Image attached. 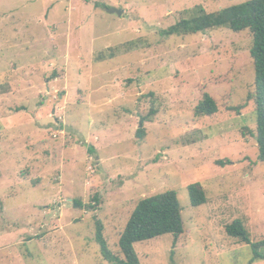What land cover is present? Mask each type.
I'll list each match as a JSON object with an SVG mask.
<instances>
[{
	"label": "rangeland",
	"instance_id": "374dc122",
	"mask_svg": "<svg viewBox=\"0 0 264 264\" xmlns=\"http://www.w3.org/2000/svg\"><path fill=\"white\" fill-rule=\"evenodd\" d=\"M245 1L0 0V264H109L95 221L117 254L136 204L166 190L184 231L135 244L140 264H250L225 227L264 239L251 35L163 33ZM204 94L218 112L195 117Z\"/></svg>",
	"mask_w": 264,
	"mask_h": 264
},
{
	"label": "trees",
	"instance_id": "16d2710c",
	"mask_svg": "<svg viewBox=\"0 0 264 264\" xmlns=\"http://www.w3.org/2000/svg\"><path fill=\"white\" fill-rule=\"evenodd\" d=\"M228 28L233 32L248 31L252 38L250 56L254 67V83L247 93L246 101L253 103L256 115L255 130L250 131L257 144L258 160L264 162V0H247L243 3L227 6L215 12L200 10L198 15L181 19L177 24L163 31L166 35H189L199 32ZM132 46V43L130 44ZM243 107L230 110L237 113ZM218 112L216 101L204 94L194 109L195 117L213 116ZM156 113L153 109L149 116ZM142 119L141 127L137 130L138 139L145 136ZM92 152V149H89ZM218 164H224L218 161ZM187 192L192 207H199L206 203L205 192L199 183L187 186ZM96 200V198L94 199ZM74 205L81 207V202L74 200ZM183 221L177 194L174 190L141 199L132 210L118 240V253L114 254L103 236V226L95 221V242L99 252L109 264H140L134 245L149 241L166 234L177 238L183 233ZM226 234L241 244L248 245L252 258L249 263L264 261V239L252 241L250 234L240 220H235L225 227Z\"/></svg>",
	"mask_w": 264,
	"mask_h": 264
},
{
	"label": "water",
	"instance_id": "95a60500",
	"mask_svg": "<svg viewBox=\"0 0 264 264\" xmlns=\"http://www.w3.org/2000/svg\"><path fill=\"white\" fill-rule=\"evenodd\" d=\"M110 13H116L117 15H121L123 12H121V11H119V10H116V9H111L110 11H109Z\"/></svg>",
	"mask_w": 264,
	"mask_h": 264
}]
</instances>
